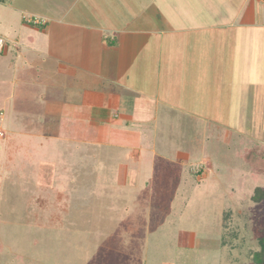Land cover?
Segmentation results:
<instances>
[{
  "label": "rangeland",
  "instance_id": "rangeland-1",
  "mask_svg": "<svg viewBox=\"0 0 264 264\" xmlns=\"http://www.w3.org/2000/svg\"><path fill=\"white\" fill-rule=\"evenodd\" d=\"M90 59L75 76L50 65L31 120L8 129L0 108V264H255L264 174L234 152L264 145V72L200 92L161 71V103L137 96L128 121Z\"/></svg>",
  "mask_w": 264,
  "mask_h": 264
},
{
  "label": "crops",
  "instance_id": "crops-1",
  "mask_svg": "<svg viewBox=\"0 0 264 264\" xmlns=\"http://www.w3.org/2000/svg\"><path fill=\"white\" fill-rule=\"evenodd\" d=\"M0 37L6 42L0 108L12 116L7 122L0 112V133H6L5 122L9 129L12 121L32 119L28 100L33 87L44 86L50 65L55 73L75 76L90 57L97 75L115 87L102 98L131 121L137 96L161 103V71L170 69L186 83L191 77L200 92L219 79L240 87L247 85L241 82L245 74L263 73L264 0H0ZM56 82L60 78L50 84Z\"/></svg>",
  "mask_w": 264,
  "mask_h": 264
},
{
  "label": "trees",
  "instance_id": "trees-1",
  "mask_svg": "<svg viewBox=\"0 0 264 264\" xmlns=\"http://www.w3.org/2000/svg\"><path fill=\"white\" fill-rule=\"evenodd\" d=\"M235 157L240 159L251 169L254 176L261 177L264 174V145H255L252 148L244 147L234 152ZM264 198V192L260 188H256L252 199L259 202ZM262 250L253 254L255 264H262L264 251V239H262Z\"/></svg>",
  "mask_w": 264,
  "mask_h": 264
},
{
  "label": "built area",
  "instance_id": "built-area-1",
  "mask_svg": "<svg viewBox=\"0 0 264 264\" xmlns=\"http://www.w3.org/2000/svg\"><path fill=\"white\" fill-rule=\"evenodd\" d=\"M33 21H36V20H33ZM5 47H6L5 40L2 37H0V54L4 52Z\"/></svg>",
  "mask_w": 264,
  "mask_h": 264
}]
</instances>
